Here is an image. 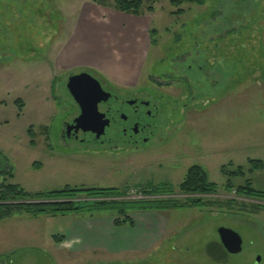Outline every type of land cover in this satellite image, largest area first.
<instances>
[{"label": "rangeland", "instance_id": "rangeland-1", "mask_svg": "<svg viewBox=\"0 0 264 264\" xmlns=\"http://www.w3.org/2000/svg\"><path fill=\"white\" fill-rule=\"evenodd\" d=\"M143 1L154 9L145 13L152 19L151 39L141 74L133 78L136 84L93 75L105 89L118 90L121 99L138 95L149 100L144 108L152 116L144 121L152 125L143 132L148 141L119 138L110 144L121 147L111 151L101 142L65 150L55 135L77 111L67 89L69 77L89 69L65 68L62 60L82 29L92 31V41L108 31L91 25L90 18L118 11L115 0H0V168L10 167L11 181L30 192L67 185L128 187L123 199H137L136 187L161 178L157 171L173 177L177 186L185 171L199 164L219 190L195 196L264 204L225 187L252 178L264 189V169L249 171L250 159L264 160V0L185 3L182 13H175L168 0ZM112 30L129 32L125 25ZM240 166L244 178L231 179L222 170ZM164 197L191 196L177 189ZM78 199L82 204L95 201L86 195ZM149 212L130 211L129 216ZM155 214L162 215L166 228L141 251L122 253L75 252L57 243L55 237L67 233L76 213L37 219L15 215L0 221V264H264V210L248 213L213 205ZM221 226L243 238V250L223 261L208 254L210 244L221 242Z\"/></svg>", "mask_w": 264, "mask_h": 264}, {"label": "trees", "instance_id": "trees-1", "mask_svg": "<svg viewBox=\"0 0 264 264\" xmlns=\"http://www.w3.org/2000/svg\"><path fill=\"white\" fill-rule=\"evenodd\" d=\"M99 4H104V0H94ZM171 5L176 7L175 13L184 12L182 6L185 3L203 4L205 0H168ZM115 8L118 11L133 15H144L147 11L154 9L153 5L145 6L143 0H115ZM156 32V30H152ZM151 33V31H150ZM89 72L99 75L93 69H87ZM2 155L0 151V156ZM3 157V156H2ZM5 158V157H4ZM6 159V158H5ZM4 161V159L2 158ZM250 173L262 171L264 169V160L250 159ZM223 173L231 179L235 177H245L246 173L243 167L235 171H227L223 167ZM14 172L10 167L0 168V221L12 218L15 215H24L30 219H37L42 215H59L68 213H78L82 215L95 216L97 214H114V223L116 226L134 225V221L129 216L130 211H167L183 208L209 207L217 205L228 209H236L241 212L255 213L264 210L262 203H246L235 198H226L223 200L204 201L203 198L195 195H204L216 193L219 185L209 179L207 171L200 165L191 166L184 180L177 186L171 184H161L152 186L136 187L137 199L127 198L129 188H78L67 185L60 190L30 192L19 183L13 182ZM228 191H235L236 195L243 198L264 201V189L254 184L252 178L245 179V182L239 186H234L228 182L225 186ZM177 189L185 194L192 195L186 199H177L164 197V195L175 194ZM86 195L95 201L91 204L80 203L79 197ZM164 197V198H163ZM64 235H57V243L64 241ZM222 248L221 243H212L208 246V254L217 257L216 248Z\"/></svg>", "mask_w": 264, "mask_h": 264}, {"label": "crops", "instance_id": "crops-1", "mask_svg": "<svg viewBox=\"0 0 264 264\" xmlns=\"http://www.w3.org/2000/svg\"><path fill=\"white\" fill-rule=\"evenodd\" d=\"M90 19L91 25H102L108 31L96 35L92 41V31L87 33L82 29L83 34L79 32V39L66 51L67 55L62 60L63 67L85 65L119 83L136 84L137 79L133 78L141 74L145 48L151 39V17L114 11L109 15H95ZM124 25L129 29L126 34L112 30L122 29ZM155 212L158 211L140 215V218L132 213L130 216L134 221L133 226H116L113 215L89 216L76 213L77 218L66 231L65 239L60 245L75 252L97 249L109 253L141 251L149 240L156 238L163 227L166 228L167 222ZM118 233L119 236L116 237Z\"/></svg>", "mask_w": 264, "mask_h": 264}, {"label": "flooded vegetation", "instance_id": "flooded-vegetation-1", "mask_svg": "<svg viewBox=\"0 0 264 264\" xmlns=\"http://www.w3.org/2000/svg\"><path fill=\"white\" fill-rule=\"evenodd\" d=\"M191 67V66H189ZM88 71V70H86ZM89 72V71H88ZM94 74L93 72H91ZM185 81L189 83V77L186 76ZM104 88V87H103ZM68 89V88H67ZM108 93L111 94V97L99 104V111L105 114V119L107 124L104 127V132L98 135L102 126L100 125H90L92 129H86L85 127H80L77 125L76 120L81 114L80 105L75 102L74 98L72 99V104L75 105L76 114L68 119L61 122L58 132L55 135V141L65 150H76V146L85 144L88 147L95 146L96 142H101L102 145H106L108 150H116L118 147H121L117 144H110L112 140L117 139H127L130 138L134 141L135 138L137 141L142 138L143 141H148L149 136L145 135L143 132L150 128L152 125L151 122L144 121L146 115L152 116V111L144 108L145 102L147 101L148 105L150 104L149 100H144L140 98V96L136 95V97H127L125 99H121L120 92L118 90L113 89H105ZM69 91V90H68ZM70 93V92H69ZM72 96V95H71ZM140 98V100H139ZM127 104L131 106V110L127 109ZM146 105V106H148ZM135 142V141H134ZM181 157V156H180ZM199 165V164H198ZM159 170L164 169L161 163H158ZM201 166V165H200ZM178 168V167H177ZM179 169V168H178ZM188 171V169H187ZM185 171L184 176L180 179V174L176 175V179L179 178L182 182L187 174ZM157 173L161 176V178H156V181L147 180L145 186L152 185H161V184H171L176 186L174 183L175 180L173 177H167V173H162L161 171H157ZM162 173V174H160ZM192 196L190 194H187ZM221 241V239H220ZM221 243V242H220ZM222 248H216V255L221 261H223L224 257L229 253L224 245L221 243Z\"/></svg>", "mask_w": 264, "mask_h": 264}, {"label": "water", "instance_id": "water-1", "mask_svg": "<svg viewBox=\"0 0 264 264\" xmlns=\"http://www.w3.org/2000/svg\"><path fill=\"white\" fill-rule=\"evenodd\" d=\"M67 88L81 107V114L76 123L80 127L90 128V125H100L102 134L107 124L105 114L99 111V104L107 101L111 94L104 90L101 82L87 71L72 74L67 82ZM221 243L231 254L240 253L243 250L242 236L230 227L221 226L218 228ZM259 259V258H258Z\"/></svg>", "mask_w": 264, "mask_h": 264}]
</instances>
